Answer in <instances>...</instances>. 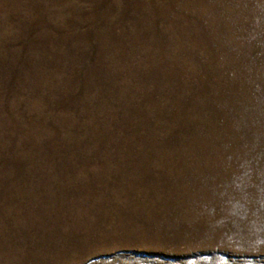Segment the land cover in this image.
<instances>
[{
    "label": "rangeland",
    "instance_id": "obj_1",
    "mask_svg": "<svg viewBox=\"0 0 264 264\" xmlns=\"http://www.w3.org/2000/svg\"><path fill=\"white\" fill-rule=\"evenodd\" d=\"M0 264H264V0H0Z\"/></svg>",
    "mask_w": 264,
    "mask_h": 264
},
{
    "label": "clouds",
    "instance_id": "obj_2",
    "mask_svg": "<svg viewBox=\"0 0 264 264\" xmlns=\"http://www.w3.org/2000/svg\"><path fill=\"white\" fill-rule=\"evenodd\" d=\"M258 243H259V241H258Z\"/></svg>",
    "mask_w": 264,
    "mask_h": 264
}]
</instances>
